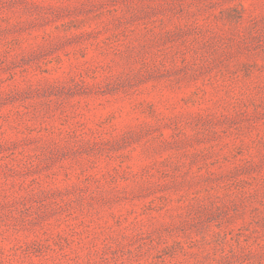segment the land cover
Returning a JSON list of instances; mask_svg holds the SVG:
<instances>
[{"label": "rangeland", "instance_id": "rangeland-1", "mask_svg": "<svg viewBox=\"0 0 264 264\" xmlns=\"http://www.w3.org/2000/svg\"><path fill=\"white\" fill-rule=\"evenodd\" d=\"M0 264H264V0H0Z\"/></svg>", "mask_w": 264, "mask_h": 264}]
</instances>
